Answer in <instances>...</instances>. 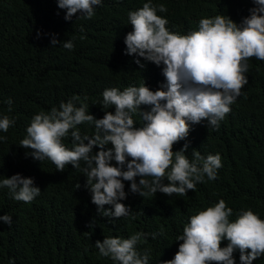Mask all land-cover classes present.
Masks as SVG:
<instances>
[{
    "label": "trees",
    "instance_id": "obj_1",
    "mask_svg": "<svg viewBox=\"0 0 264 264\" xmlns=\"http://www.w3.org/2000/svg\"><path fill=\"white\" fill-rule=\"evenodd\" d=\"M147 2L102 0L94 7L91 19L77 18V13L66 21V10L58 7L57 0H0V117L15 121L8 132L0 130V136L6 137L0 142V180L19 173L33 178L34 185L41 189L31 203H25L14 200L8 188H0V216L8 214L13 220L10 227L0 221V264H116L98 255L95 242L127 239L137 232L149 235L138 242L136 250L141 255L149 253V264H162L178 251L182 241L176 242V237L183 233L190 216L221 199L233 209L230 222L242 209L264 220V61L255 57L248 61V84L219 127H207L206 121L190 125L187 158H194V148L205 158L219 154L223 165L215 180L205 176V182L196 184L195 192L171 197L158 192L141 197L131 193L130 182L124 181L128 195L120 202L129 206L131 213L108 222L98 215L79 169L68 165L59 172L50 160H34L26 156L30 149L19 147L34 115L59 108L73 96L80 97V101H74L77 107L87 103L89 114L99 119L104 111L114 113V108H102L105 89L123 91L145 82L155 91L166 82L163 65L125 54L124 38L132 30L128 13ZM151 3L167 8V12L156 14L168 20L166 28L170 32L181 35L197 30L199 19L205 17L224 15L240 23L254 7L252 0ZM53 34L59 41L71 40L74 48L65 49L62 43L51 45ZM137 58L145 65L143 69L134 63ZM141 110L150 111V107L142 105ZM132 118L137 127L143 125L139 112ZM77 128L82 136L95 134L94 125L83 123ZM70 133L63 139L69 150L73 147ZM185 142L174 144L173 151L180 150ZM85 166L81 161V168ZM151 234H156L155 239ZM227 243L222 241L221 247ZM234 258L240 264L238 250ZM253 264H264V255Z\"/></svg>",
    "mask_w": 264,
    "mask_h": 264
},
{
    "label": "clouds",
    "instance_id": "obj_2",
    "mask_svg": "<svg viewBox=\"0 0 264 264\" xmlns=\"http://www.w3.org/2000/svg\"><path fill=\"white\" fill-rule=\"evenodd\" d=\"M101 3L57 0L58 7L66 10V21L77 13V18L91 19L94 7ZM252 3L254 7L240 23L224 15L205 17L199 19L197 30L186 35L166 28L168 20L156 14L167 12L163 4L154 6L149 0L142 8L130 11L132 30L124 38L125 54L163 65L166 82L155 91L145 82L123 91L105 89L102 108H114V113L104 111L99 119L89 114L87 103L77 107L74 101H80V97L73 96L61 102L59 108L34 115L19 147L30 149L26 156L34 160H50L59 172L68 165L79 169L98 215L108 218V222L131 213V208L120 202L128 195L124 181L130 182L131 193L141 197L158 192L171 197L195 192L196 184L205 182V176L215 180L217 170L223 166L221 156L210 154L205 158L193 148L194 158L190 161L186 156L191 143L187 137L193 124L206 121L207 127L218 128L248 84L245 73L249 58L264 61V0ZM61 43L65 49L74 48L71 40L59 41L53 34L50 44ZM139 58L134 63L143 69L145 65ZM142 105L149 106L150 111H142ZM137 112L143 121L139 127L132 118ZM14 123L8 116L0 117V130L6 133ZM83 123L94 125L93 136L81 135L77 126ZM70 130L71 150L63 143ZM4 140L6 137L0 136V142ZM182 140L186 141L183 147L173 151V145ZM109 144L111 147H106ZM94 148L99 151L94 152ZM81 161L86 165L83 168ZM4 187L14 200L25 203H31L41 192L33 178L19 173L0 180V188ZM105 205L111 207L105 209ZM232 215L233 209L221 199L190 216L183 233L176 237V242L182 241L178 251L162 264H236L237 250L240 264H253L264 255V220L251 210H240L230 222ZM0 221L9 227L13 222L8 214L0 216ZM148 235L137 232L127 239L104 238L102 242L97 240L95 247L99 256L111 258L116 264H149V253L141 255L136 250L138 242ZM151 235L155 239L156 234ZM224 240L228 243L221 247Z\"/></svg>",
    "mask_w": 264,
    "mask_h": 264
}]
</instances>
